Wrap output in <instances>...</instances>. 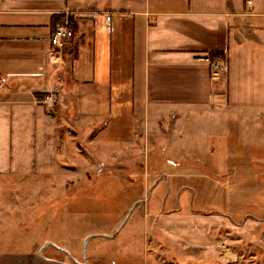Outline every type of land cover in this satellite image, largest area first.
<instances>
[{
  "label": "crops",
  "instance_id": "obj_1",
  "mask_svg": "<svg viewBox=\"0 0 264 264\" xmlns=\"http://www.w3.org/2000/svg\"><path fill=\"white\" fill-rule=\"evenodd\" d=\"M67 18L77 36L66 60L51 37ZM216 52L228 61L218 78ZM49 92L58 97L52 111L42 102ZM197 119L224 145L203 158L198 150L165 157L175 168L198 167L209 182L255 168L264 183V141L239 143L241 131L264 138V0H0V177L55 174L72 156L85 170L140 172L146 150L158 157L160 144L188 138ZM147 214L142 264H239L252 248L264 254V211ZM0 264L67 261L33 247L0 252Z\"/></svg>",
  "mask_w": 264,
  "mask_h": 264
},
{
  "label": "rangeland",
  "instance_id": "obj_2",
  "mask_svg": "<svg viewBox=\"0 0 264 264\" xmlns=\"http://www.w3.org/2000/svg\"><path fill=\"white\" fill-rule=\"evenodd\" d=\"M76 36L74 31V36L57 50L63 59L67 60ZM56 105L45 106L52 111ZM207 124L202 119L191 120L189 137L174 139L168 147L160 144L158 157L146 150L139 158L140 164L145 165L140 172L139 168L85 170L82 163L73 162L72 156L55 174L0 177V252L30 251L36 247L67 264H142L150 240L149 211L193 206L263 212L264 183L256 182L260 169L240 168L209 182L208 177L200 175L202 169H177L175 160L165 158L176 159L182 151L191 155L195 150L203 158L210 145L217 155L224 139L204 135ZM257 130L251 136L241 131L239 143L251 141L254 146L264 141L261 134L257 137ZM133 156L139 155L127 154V158ZM153 171L159 173L154 175ZM249 252L253 259L249 260L246 254L243 259L247 262L239 264H264V254L257 255L256 248Z\"/></svg>",
  "mask_w": 264,
  "mask_h": 264
},
{
  "label": "built area",
  "instance_id": "obj_3",
  "mask_svg": "<svg viewBox=\"0 0 264 264\" xmlns=\"http://www.w3.org/2000/svg\"><path fill=\"white\" fill-rule=\"evenodd\" d=\"M74 36V31L70 26V19L67 18L53 31L51 37V51H57L64 47L69 39ZM228 69V61L226 57H215L211 60V70L213 75H217L219 72H225ZM58 98L55 92L47 93L43 98V103L49 108L57 104Z\"/></svg>",
  "mask_w": 264,
  "mask_h": 264
},
{
  "label": "trees",
  "instance_id": "obj_4",
  "mask_svg": "<svg viewBox=\"0 0 264 264\" xmlns=\"http://www.w3.org/2000/svg\"><path fill=\"white\" fill-rule=\"evenodd\" d=\"M219 56H222V53L216 52V53L210 54V58H215V57H219Z\"/></svg>",
  "mask_w": 264,
  "mask_h": 264
},
{
  "label": "bare ground",
  "instance_id": "obj_5",
  "mask_svg": "<svg viewBox=\"0 0 264 264\" xmlns=\"http://www.w3.org/2000/svg\"><path fill=\"white\" fill-rule=\"evenodd\" d=\"M44 98V97H43Z\"/></svg>",
  "mask_w": 264,
  "mask_h": 264
}]
</instances>
